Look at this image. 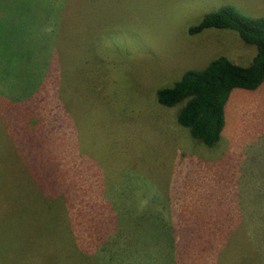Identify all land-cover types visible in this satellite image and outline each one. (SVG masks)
Returning <instances> with one entry per match:
<instances>
[{
  "label": "rangeland",
  "instance_id": "rangeland-1",
  "mask_svg": "<svg viewBox=\"0 0 264 264\" xmlns=\"http://www.w3.org/2000/svg\"><path fill=\"white\" fill-rule=\"evenodd\" d=\"M14 2L10 12L20 20L30 16L24 2ZM69 2L55 51L61 61L62 93L41 97L49 103L40 110L46 119L47 110L57 114L61 103L70 114L68 122L60 115L49 124L45 146L56 156L63 154L57 161L71 170L66 181L71 187L69 201L63 197L59 204H66L57 208L62 227L54 239H67L72 245L55 242L53 261L40 257L34 248L38 244L28 236L17 248L19 190L27 193L29 188L16 181V160L28 136L23 126L33 111L29 105L22 115L13 104L15 98L5 99L6 93L0 95V105L13 104L9 112L14 113L11 119L4 116L5 121L0 113V264H117L107 254L87 260L91 263L76 255L82 246L81 253L99 243L108 252L125 245V235L120 240L107 235L106 227L114 229L108 223L112 212L107 206V213H101L102 199L122 206L130 216L144 215L141 231L163 245L153 252L162 257V264H264V83L256 91H233L225 129L214 147L205 146L178 124L181 105L164 107L157 100L158 89L172 86L189 70L205 69L218 57L250 65L257 48L236 31L208 29L192 36L189 29L225 5L246 16L264 17V0H73L68 12ZM39 21L32 18L25 29L38 37L31 45L45 50L56 43V35L50 28L41 35ZM37 62L33 68L38 70L47 63ZM20 137L23 144L14 145ZM66 137L73 142L64 141ZM72 145L78 146L75 158L69 154ZM101 171L107 182L95 199L96 172ZM24 176L23 171L21 183L29 186ZM30 193L35 196L32 189ZM23 206L24 200L22 214ZM85 214L89 215L82 217ZM132 218L125 226L129 242L133 239L129 229L137 231ZM184 231L192 235L190 240ZM230 231L234 243L221 249V238ZM196 235L201 236L197 241ZM187 248L189 253L182 254Z\"/></svg>",
  "mask_w": 264,
  "mask_h": 264
},
{
  "label": "trees",
  "instance_id": "trees-1",
  "mask_svg": "<svg viewBox=\"0 0 264 264\" xmlns=\"http://www.w3.org/2000/svg\"><path fill=\"white\" fill-rule=\"evenodd\" d=\"M0 0V5H4L2 12L3 18L1 21L0 29V95L6 97V93L9 95L5 98H15L13 104L16 105L17 109L23 115L22 111L31 110L33 111V117L28 120L23 126L25 132L28 134L23 141L25 142L23 149L18 151V157L16 160L17 170L15 178L17 183L24 189L26 187L29 190H19L21 200L20 211L17 213V217L14 222L16 223L15 233L17 234L16 244L17 248H21L25 242L23 238L27 236L31 242H36L38 246L34 245L35 250H39V256L47 258L46 261L54 258L55 242H60L62 246L67 247L70 242H66L67 239L61 241L59 238L55 240L54 234L62 227L57 221V208L60 211L62 205L66 204L60 201L63 197L64 201H69V191L71 188L67 181L71 170L68 168H62L57 159L65 157L63 154H53V150L49 149L46 145L48 140L45 130L48 128L52 121H58L60 115H64L62 121H67L70 117L66 106L63 107L61 103L58 104L57 108L60 110L57 114L54 110L48 109L49 116L43 119L40 108L44 110L45 106L49 101L40 99L43 96H49L52 91H55V97H58L62 93L63 89V77L61 61H57L58 57L54 55L51 66L44 65L38 69H34V65H28L29 62L33 61V57L29 53H26V44L21 43V35H12V33L19 27L17 21L20 19L14 17V14L10 12L13 5L12 1ZM16 1V0H15ZM73 0H70L68 4V12L70 4ZM15 3V2H14ZM27 8V6H25ZM29 11L28 9H26ZM67 11H61V19L64 21ZM4 13V14H3ZM23 15V14H22ZM11 16L12 22H7L8 17ZM26 16L23 15L24 19ZM8 26V29H6ZM208 29H219V30H234L247 44L253 45L257 48V53L253 58L252 62L248 66L237 65L232 62L228 57L221 56L212 60L208 66L203 70H189L185 72L180 80L175 82L172 86H167L158 89L157 100L160 105L164 107H175L181 105L180 110L177 114L178 124L189 130L191 136L207 147H214L217 145L222 137V133L226 126V106L230 100V97L234 90L243 89L248 91H256L264 83V17H250L241 14L232 6H224L219 11L207 14L204 19L196 26L189 29V34L194 36L201 34ZM7 35H10L7 38ZM60 35L57 34L56 42L60 41ZM26 37H29L28 35ZM24 41V40H23ZM13 64H18V67H12ZM23 66V69L19 67ZM59 66H58V65ZM5 65V66H4ZM4 66V68H1ZM45 67V69H44ZM56 68L57 71H56ZM44 69V70H43ZM56 71V72H55ZM22 80V81H21ZM23 82V84H21ZM15 85H19L17 89ZM53 88L50 90V88ZM44 90V95L41 92ZM23 98V99H22ZM9 103V102H8ZM13 104H1L0 113L2 119L5 121V117H10L14 113L9 112L12 110ZM12 105V106H11ZM36 112V113H35ZM43 115V116H41ZM66 123V122H64ZM9 123L7 122V127ZM15 136V135H14ZM30 137L29 143L27 139ZM33 140L32 138H37ZM69 137V136H68ZM68 137L63 138L64 141L71 144ZM73 137V136H72ZM71 137V138H72ZM14 143L16 145L19 140ZM23 144L22 142H20ZM35 144L36 148L31 147ZM73 146V145H72ZM74 150L69 153L73 154V157L78 156V146H73ZM68 158V156L66 157ZM83 159L88 160L87 157L83 156ZM56 160V161H55ZM97 166L93 167L96 171ZM91 169V166H89ZM24 171V178H26L28 185L21 183L22 172ZM99 177L94 182L96 191V198L101 197L97 195L98 192L104 189L107 182V178L103 171L96 172ZM93 186V187H94ZM31 189L34 194L30 193ZM89 191H87L88 193ZM104 191L102 192L103 195ZM27 198V199H26ZM35 198L33 204L31 200ZM22 200H24V213L22 214ZM102 199L101 210L102 214H105L104 208L107 206V211L112 212L108 218V223L112 224L113 228L106 227L109 232L108 236L114 239L120 240L125 235V245L122 247H114L113 251L108 252V248L104 247L105 244L99 243V245H91L86 247L85 251L81 253L79 247L76 255L78 258L83 257L87 260H92L94 257L102 259V256L108 255L109 260L116 261L117 264H122L120 261L125 260L124 264H162V257H156L153 252L163 247L158 240L151 236H144L141 231V223L143 214L135 213V216H130L129 211H124L122 206H115L112 201H106ZM116 202V201H114ZM70 206V204H67ZM93 206H95L93 204ZM108 212V213H109ZM60 213V212H59ZM107 213V212H106ZM51 214V215H49ZM53 214V215H52ZM61 215V213H60ZM89 214L81 215L86 217ZM130 217H133L131 221L137 223V231L133 232L129 229L133 236L132 241H127L129 236L126 234L125 226L129 222ZM63 218H59V221ZM58 223V225H57ZM63 224V223H62ZM102 227V226H101ZM125 230V231H124ZM140 231V233H139ZM24 232V234H22ZM185 235L189 238L192 236L187 231H184ZM231 234V235H230ZM37 235V237H36ZM105 237V236H104ZM102 237V238H104ZM229 237V238H228ZM201 236L196 235L195 241L200 239ZM228 238V239H227ZM194 239V238H193ZM74 240V239H73ZM40 241H43L40 244ZM221 249L225 244L233 245L234 238L233 233L230 231L226 234V239L221 238ZM99 246L101 249L98 251L95 247ZM52 247L54 249H52ZM49 249L52 251H49ZM164 251V248H162ZM219 247H216L215 252H218ZM188 248L182 252V254H188ZM173 255V254H172ZM170 257L167 261L171 262ZM169 254L166 255L168 257ZM49 257V258H48ZM57 257H55L56 260ZM53 261V260H52ZM90 262L91 261H87ZM104 264V263H101Z\"/></svg>",
  "mask_w": 264,
  "mask_h": 264
},
{
  "label": "crops",
  "instance_id": "crops-1",
  "mask_svg": "<svg viewBox=\"0 0 264 264\" xmlns=\"http://www.w3.org/2000/svg\"><path fill=\"white\" fill-rule=\"evenodd\" d=\"M21 1L26 4L28 10H31L30 16L25 17L24 19H22L19 22L17 21V23H19V27H18L19 29L17 28L12 33V35L17 34V35H21L23 37L21 39H23L24 41L21 40V43L26 44V50L25 51H26V53H29L30 56L33 57V60L35 61V65H34L35 67L37 66L38 60H40L41 63L43 61H46L47 62L46 65L51 66L48 64L49 63L52 64V60H54L53 57L56 53L55 51H56V46L58 43L54 42L53 46L50 44V46L44 48L46 51L42 50L41 48L38 47V44L36 46L31 45L33 42L36 41V39L38 37L33 36V35H28L27 33L33 32V31L27 30L25 28H30L31 19L34 17H38L40 19L39 24H41L43 26V31H41V35H43V36L46 35L45 32H47V29L50 28L51 33L56 35V39H57V34H59V32L61 31L60 28L62 29V27H64V24H66V21H65L66 19L64 21L61 19V11L66 10L67 0H21ZM12 3H13L12 7L15 9L14 0L12 1ZM34 5H36V6H34ZM0 6L2 7V9H0V11H2L5 4L0 5ZM0 15H1L0 16V29H1V21L3 18L2 12H0ZM14 17L18 18V16H16V15H14ZM7 22H9V23L12 22L11 16L8 17ZM34 27H35V25H34ZM6 29H8V26H6ZM35 34H38V32H36ZM27 35L29 37H26ZM40 42L43 43L41 39H40ZM37 53H39V55H36ZM43 56H47V57L43 58V60H41L42 59L41 57H43ZM13 65L15 67H18V64H13ZM19 68L23 69L22 64Z\"/></svg>",
  "mask_w": 264,
  "mask_h": 264
}]
</instances>
